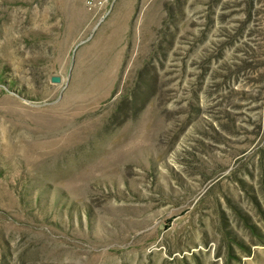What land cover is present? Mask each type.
Segmentation results:
<instances>
[{"label":"rangeland","instance_id":"obj_1","mask_svg":"<svg viewBox=\"0 0 264 264\" xmlns=\"http://www.w3.org/2000/svg\"><path fill=\"white\" fill-rule=\"evenodd\" d=\"M0 264H264V0H0Z\"/></svg>","mask_w":264,"mask_h":264},{"label":"built area","instance_id":"obj_2","mask_svg":"<svg viewBox=\"0 0 264 264\" xmlns=\"http://www.w3.org/2000/svg\"><path fill=\"white\" fill-rule=\"evenodd\" d=\"M115 0H86V6L90 9H100L107 4L111 5Z\"/></svg>","mask_w":264,"mask_h":264},{"label":"water","instance_id":"obj_3","mask_svg":"<svg viewBox=\"0 0 264 264\" xmlns=\"http://www.w3.org/2000/svg\"><path fill=\"white\" fill-rule=\"evenodd\" d=\"M52 81H54V82H58V81H60V77H58V76L53 77V78H52Z\"/></svg>","mask_w":264,"mask_h":264}]
</instances>
